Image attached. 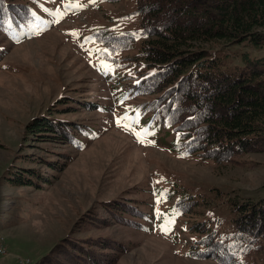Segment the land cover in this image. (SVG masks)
Here are the masks:
<instances>
[{
    "label": "trees",
    "instance_id": "obj_1",
    "mask_svg": "<svg viewBox=\"0 0 264 264\" xmlns=\"http://www.w3.org/2000/svg\"><path fill=\"white\" fill-rule=\"evenodd\" d=\"M45 1L0 0V36L20 43L50 29L51 22L41 14L42 10L49 14ZM132 2V14L138 16L133 32L98 29L85 38L101 61L98 78L109 84L105 91L109 107L83 102L75 108L74 102L66 101L68 97H60L47 112L30 121L28 132L34 133L33 142L82 151L98 129L72 124L58 117L62 112L82 110L80 107L109 112L112 107L118 110L119 105L131 103L122 112L127 122L145 131L142 138L163 130L164 137L171 136L168 149L180 159L221 166L264 150V0ZM213 42L236 50L220 57L219 51L211 48ZM5 50L0 47V63ZM62 158L51 161L53 166L48 169L62 172L61 166L65 167L70 157ZM28 163L5 180L30 189L51 183L48 174L32 167H39L38 163ZM161 194L163 202L157 203ZM150 196L148 205L141 206L144 210L127 202L103 209L112 211L110 222L135 225L146 233L153 222L161 227L174 216L167 235L179 228L185 236L187 259L264 264V194L252 200H232L223 215L217 213V207L207 209L210 197L200 189L192 191L165 182ZM155 203L163 207L159 213L164 216L153 212ZM59 243L38 264H116L127 252V244L97 240L65 244L64 255L58 252ZM50 257L54 259L50 261Z\"/></svg>",
    "mask_w": 264,
    "mask_h": 264
},
{
    "label": "rangeland",
    "instance_id": "obj_2",
    "mask_svg": "<svg viewBox=\"0 0 264 264\" xmlns=\"http://www.w3.org/2000/svg\"><path fill=\"white\" fill-rule=\"evenodd\" d=\"M72 3L82 5L83 10L68 9ZM43 6L49 14H43L44 10L41 14L51 22L50 29L20 43L0 36V47L6 48L0 63V232L6 254L0 256V264H38L59 242L58 252L64 254L65 244L97 240L127 244L126 254L116 264H213L184 257L185 236L179 228L167 235L153 222L147 233L139 232L135 225L110 222L112 211L106 213L103 208L119 202L147 206L152 190L172 182L178 188L206 192L210 197L207 209L217 207L223 215L232 200L263 196L264 150L221 166L180 159L168 149L171 136L164 137L163 130L140 143L132 132L117 126V119L124 117L122 112L131 103L109 112L84 111L83 107L62 112L58 117L72 124L98 129L82 151L33 142L30 121L60 97H68L66 101L74 102L75 108L83 102L109 107L105 93L109 84L99 81L101 61L85 38L98 29L133 32L138 23L132 0H46ZM211 48L220 57L236 50L224 48L221 42H213ZM131 126L141 130L136 124ZM63 155L70 157L67 165L61 166L60 173L51 172V161H62ZM32 162L39 164L33 168L48 174L49 185L30 189L5 180ZM157 210L163 207L155 203L153 212L158 214Z\"/></svg>",
    "mask_w": 264,
    "mask_h": 264
},
{
    "label": "snow or ice",
    "instance_id": "obj_3",
    "mask_svg": "<svg viewBox=\"0 0 264 264\" xmlns=\"http://www.w3.org/2000/svg\"><path fill=\"white\" fill-rule=\"evenodd\" d=\"M90 2H93V0H90ZM70 6L73 9L82 7V5H78L76 3H72ZM61 18H62V16H61ZM126 19H131V17H127ZM55 22H59V21L57 20ZM70 35L76 37V36H78V33L72 32V33H70ZM102 68H104L105 70H108V66L107 65H102ZM125 119H126L125 117L118 118L117 121H116L117 126L123 127L126 131L132 132V134L136 136L138 142L145 143V140L142 139V136H146L145 131L143 129H141L139 132L135 131V129H133L130 124H127V123L124 122ZM148 143H153V142L148 141ZM157 183H159V181H157ZM162 202H163V195L161 194L160 197H158V199H157V203H162ZM157 212H158V214L160 216H164L165 215L163 213H159L158 210H157ZM172 223H174V216L167 218L166 222L161 225V231L164 232L165 234H167L168 232H170L171 231L170 225Z\"/></svg>",
    "mask_w": 264,
    "mask_h": 264
},
{
    "label": "bare ground",
    "instance_id": "obj_4",
    "mask_svg": "<svg viewBox=\"0 0 264 264\" xmlns=\"http://www.w3.org/2000/svg\"><path fill=\"white\" fill-rule=\"evenodd\" d=\"M4 243H5L4 237L2 233L0 232V244H4ZM5 254H6V249H5V252L0 253V256H4Z\"/></svg>",
    "mask_w": 264,
    "mask_h": 264
},
{
    "label": "built area",
    "instance_id": "obj_5",
    "mask_svg": "<svg viewBox=\"0 0 264 264\" xmlns=\"http://www.w3.org/2000/svg\"><path fill=\"white\" fill-rule=\"evenodd\" d=\"M5 246H6V243L0 244V253L5 252Z\"/></svg>",
    "mask_w": 264,
    "mask_h": 264
}]
</instances>
